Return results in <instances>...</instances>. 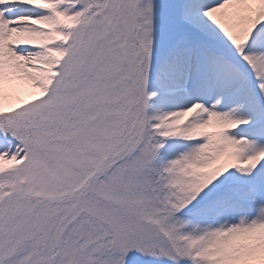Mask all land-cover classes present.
<instances>
[{
	"label": "snow or ice",
	"instance_id": "6c2138e0",
	"mask_svg": "<svg viewBox=\"0 0 264 264\" xmlns=\"http://www.w3.org/2000/svg\"><path fill=\"white\" fill-rule=\"evenodd\" d=\"M0 264H264V0H0Z\"/></svg>",
	"mask_w": 264,
	"mask_h": 264
}]
</instances>
